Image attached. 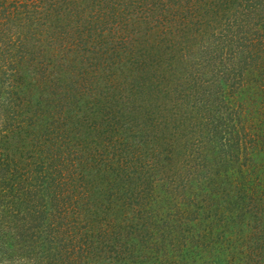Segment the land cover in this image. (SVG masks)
<instances>
[{
  "label": "rangeland",
  "instance_id": "rangeland-1",
  "mask_svg": "<svg viewBox=\"0 0 264 264\" xmlns=\"http://www.w3.org/2000/svg\"><path fill=\"white\" fill-rule=\"evenodd\" d=\"M79 1L81 13L78 0H0V100L25 101L20 118L33 115L56 161L62 139L90 162L60 210L41 206L42 187L36 216L6 222L0 264L22 235L20 264H264V178L252 166L264 165V0ZM99 21L118 39L110 80L78 63L94 60ZM6 125L1 172L12 174L31 158L33 127L4 146Z\"/></svg>",
  "mask_w": 264,
  "mask_h": 264
},
{
  "label": "trees",
  "instance_id": "trees-1",
  "mask_svg": "<svg viewBox=\"0 0 264 264\" xmlns=\"http://www.w3.org/2000/svg\"><path fill=\"white\" fill-rule=\"evenodd\" d=\"M110 1L113 4H115L118 1H125V0H110ZM144 1H146V0H144ZM77 3L80 5L82 2L78 0ZM125 3L128 5L127 1H125ZM142 4H143V2H142ZM143 6L149 7L148 1L146 2V4H143ZM73 7H71V8H73ZM123 10H125V8ZM75 12L81 13V5L75 9ZM217 15L218 14H216L213 17V19H216L218 17ZM97 18H98V16H97ZM119 24H120V22H119ZM98 28L99 29L96 31L99 33V34H97V40H99V42H97V44L94 43V45H95L94 47H96V48H94L93 52H91L92 53L91 55L94 56V60L87 63L86 61L90 59V56L88 55L89 53H84L83 55H81L80 60H79L80 62H78V63H81V66H83L84 64H85V66L91 65V67L94 69H97V66L101 65L107 71L106 77L108 80H110L111 76H112V73L110 70L114 69L115 62L110 58V55H108V47L110 46V43L116 44L115 42H117L118 39L116 37L115 38L113 37L114 39H112L110 36L111 32L107 33L105 31V28H107V27L104 26V22L100 23V21H99ZM32 37H33V39L36 38V36L35 35L33 36L32 34L29 36H26L25 38L31 39ZM190 37H194V36H190ZM10 41L12 42L11 39H10ZM13 46H16V45H14V42H12L11 47H9L10 48V52H9L10 55L14 53V50L12 48ZM114 47H116V46H114ZM11 60L13 62V59H11ZM14 60H16V58ZM128 61H130V60L128 59ZM12 62H11V64H12ZM85 66H83V67H85ZM80 69H82V68H80ZM85 69L87 70V68H85ZM86 73L88 74L91 72H89V69H88ZM9 79H10V81H15V80L21 81L22 80L21 77L19 79V77L16 73H15V75H14V73H11L9 75ZM51 84H52V86L54 85V87H58V85H60V84H56V83H51ZM16 86H18V84H16ZM47 88L49 89V87H47ZM16 91H17V89H16ZM2 102L3 101L0 100V120H2V123L7 122V124H8V127L6 125L7 129H6L5 135H3V137H1L4 140L2 142V144L4 146H5V143H7L8 140L10 139L9 137L11 134L16 132V133H19L22 137V133L25 132L26 130H28L27 129L28 125H30L33 128H32V130H30L31 138L29 139L30 143H28V146H29L28 150H30L28 155L31 158L28 159L27 163H25L24 166H20L19 164L16 165L15 168L13 169L12 174H9L10 170H12V169L7 167L6 171L4 173H2L1 170L3 168H5V167H3V165L5 166V164H4V162H1L2 160H0V233L4 229L5 224H8L6 222H9V221L17 222V221H21L22 219H26V218L28 219L27 216L25 217L26 212H28V216H29L28 220H30L31 216L32 217L34 215L36 216L37 209H33L35 206V197H34L33 193L35 191H37L38 188L44 187V190H45V187H46L48 189V201H46V203H43L41 206H48L49 207V205H53L52 211L55 210L54 207L56 208V210H60L61 209L60 206H63L64 203L69 199V193H71L72 189H73L72 190V196H74L75 194H77V192H79L81 190L80 186L78 187V181H81L83 177L85 178L84 172L87 170L85 168V166L87 164H90V162H89V163H86L84 165V162H86V161L80 160L79 156L78 157L74 156L73 155L74 151L71 149L72 145H70V143H68V142H65L66 148H68V149H67V151H64L63 148L65 147V145L63 144L64 142L62 141V139H60V143H59V152L63 151V154L66 155L67 160L56 161L55 151H54L55 149H53L52 143L48 144V146H46L44 143V141H48V137L46 138L44 136L37 134V131L39 130V129H37L38 124L36 121H31V117L33 115H27L26 116L27 120L20 118L24 112H23V110H22V112L21 111L19 112V110H20L22 103L24 105H26L25 101L23 100L22 103L18 102L17 100L12 101L10 107H9V105L2 103ZM23 104H22V109L24 107ZM16 107H18V109ZM7 111L9 113H6ZM13 111H16L17 113H13V115H12ZM38 117H39V115H35V119L37 121H38ZM15 118H17V119H15ZM20 119H22V120H20ZM31 140H32V143H31ZM253 140L255 141L256 138H253ZM0 143H1V141H0ZM34 143H35V147H33ZM258 159H260V158H258ZM93 165H94V163H93ZM105 166H108V167H105ZM105 166L104 167L107 169H112L113 165L111 163H108ZM252 166H254V169L258 172V175H256L257 180L259 177L264 178V173H263L264 165L260 161L257 160V162L253 163ZM110 171H113V173L115 172L113 169ZM80 175H83V176H80ZM251 183H253V180H251ZM257 185H258V183H257ZM249 188H250V186H249ZM259 191L263 195V198L261 201V206H262L261 212H263L262 215L264 218V190H259ZM245 192L247 193V195H249V194L258 192V190H256L255 188H252V189L250 188V190H246ZM113 203L115 204V202H113ZM63 208H66V206ZM44 210L48 211L47 207ZM124 216H126V215H124ZM19 224H17V225H19ZM69 226L70 225L57 226V227H55V229H52L51 233L53 232V230L56 231L57 233H59L61 230L68 229ZM12 228H14V227L12 226L10 228V231H9L10 233L13 230V232L11 233L12 235H10V236H14L15 234H17V233H14L15 230ZM8 230L9 229H5L4 232L7 233ZM56 232H55V235H57ZM71 232H73V231L69 230L66 232L65 237L57 238L59 241V245L61 244V242H63L67 238L73 237ZM4 237H5V235H4ZM19 238L22 241V245L20 247L19 253H18V249H16L17 247L14 246L17 243V240L8 239V240H10V245L4 244L5 242L2 243L6 246H11V248H12L11 251L8 250V253L4 255V259L8 258L9 256L13 259V260H11V264H20V262H21L20 259L26 258V256H27L26 254L29 252V250L31 251L30 247H28V246H27V248L24 249V243H25L24 239H23L24 235L20 236ZM8 240L6 241V243L8 242ZM255 240H256L258 247L262 246L261 242L264 243L263 240H260L257 238H255ZM253 249L254 248H251L249 250L252 251ZM57 252H58V248H57V251H55V259L57 258L56 260H58V256L56 254ZM259 252H262V251H259L256 248L255 253L257 254Z\"/></svg>",
  "mask_w": 264,
  "mask_h": 264
}]
</instances>
